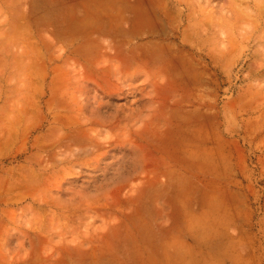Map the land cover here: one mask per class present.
<instances>
[{
	"label": "rangeland",
	"instance_id": "rangeland-1",
	"mask_svg": "<svg viewBox=\"0 0 264 264\" xmlns=\"http://www.w3.org/2000/svg\"><path fill=\"white\" fill-rule=\"evenodd\" d=\"M0 264H264V0H0Z\"/></svg>",
	"mask_w": 264,
	"mask_h": 264
}]
</instances>
